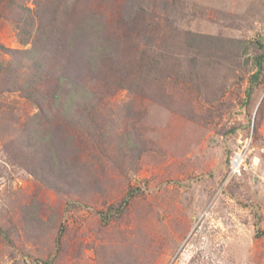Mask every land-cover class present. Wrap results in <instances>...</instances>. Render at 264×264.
Instances as JSON below:
<instances>
[{
    "label": "rangeland",
    "instance_id": "obj_1",
    "mask_svg": "<svg viewBox=\"0 0 264 264\" xmlns=\"http://www.w3.org/2000/svg\"><path fill=\"white\" fill-rule=\"evenodd\" d=\"M137 15L153 29L134 32ZM28 34L52 71L90 79L97 103L82 94L76 129L45 126L47 103L38 113L0 87V264H264V64L252 81L264 0H0L3 66L2 49L28 48ZM92 36L101 51L88 66L80 51ZM46 42L64 49L59 65ZM137 52L156 62L153 75ZM22 69L27 82L34 71ZM26 127L71 139L54 167L78 159L75 192L29 171L42 150L23 149Z\"/></svg>",
    "mask_w": 264,
    "mask_h": 264
},
{
    "label": "trees",
    "instance_id": "obj_2",
    "mask_svg": "<svg viewBox=\"0 0 264 264\" xmlns=\"http://www.w3.org/2000/svg\"><path fill=\"white\" fill-rule=\"evenodd\" d=\"M140 15L142 16L143 14ZM138 16L139 15L134 18V32L138 33L137 31L143 30L144 27L148 28L149 30L153 29V25H151L150 23L147 26H143L144 18H140L138 20ZM29 37L30 34H28L27 36V42L26 40L22 39L19 40L20 45L28 46V48L26 49H2L5 53H8L11 61L8 62V65L6 66H3L0 63V87H3L8 93H18L22 98L30 101L37 109L38 113L42 112L40 105H42L43 103H47L48 106H50L56 112L52 115L50 114L49 117L44 120L45 126L51 122L54 127L59 124L62 127L70 126L76 129L78 126V99H82V94H84L83 100H85V102H82L84 103V106L87 104V101L90 102L94 107L97 103L94 99L95 91L91 94V92L88 90V88H90L88 85V83L90 84V79L87 78L85 83L83 80L79 83L75 78L67 73L65 69H63V71H60L59 73L58 70L52 71L50 64L51 61L46 59V47L39 46L35 42H32L30 47L28 42L30 39ZM93 38L94 37L92 36L91 40H85L82 44V51H80V53L84 54L88 66L97 62V59L95 58L100 55L99 51H101V46H99L100 43L93 42ZM144 38L147 37L144 36ZM86 42L88 43L85 46ZM256 45L259 49L263 50V53L254 57L256 74H253V82H255L259 78V74H261V72L263 71L264 64V46H262L259 42H257ZM46 46L49 47V51L54 55L55 64L59 65L61 60L63 59L64 49L60 44L52 46L51 44L46 42ZM88 47L90 49L87 50ZM87 52L93 54L92 59L88 57ZM138 56L139 57H137L138 59L136 60L137 62L134 64L137 66L139 63L142 68L146 66L145 70H147L148 74L153 75L157 69L156 62H153L150 59V63H148L144 58L146 56L143 52L138 53ZM16 57L21 60L20 65L18 64V62H15ZM25 64L28 65L29 69L32 72L34 71L27 82L20 81V78L25 75L24 69H22ZM75 65L78 64L75 63ZM127 69L134 71L131 65H128ZM90 71L93 72L94 70L90 69ZM98 76H100L101 88L108 89L106 77H104L103 75ZM247 94L249 95V91ZM40 128L41 127H36L35 129ZM23 133V140L25 141L30 139V141L32 142L31 145L24 146V150H27L29 148H31V152L35 149L42 150V157L40 159L36 160V157H29L32 159L30 160V163H32L28 167L29 171L32 172L36 169L41 168L42 173L38 178L44 185H46L53 191L60 192L61 189H66L65 186L68 187V189H66L68 190V192L76 190L79 180H75L72 169L77 168L76 163L78 162V159L67 161L66 163H64L63 161L59 166H57L58 168L54 167L55 161L59 162V160L64 158L71 139L64 137L61 141H58V139H55L53 135L52 137L49 136L47 138L44 136L42 139H39L33 131L31 132L29 130V127L24 128ZM93 138L94 141H96L97 138H101V135L94 134L92 139ZM119 144L125 145L124 142H120ZM17 145L20 144L17 143L16 146ZM16 146L14 148L16 154L24 155L30 152H18Z\"/></svg>",
    "mask_w": 264,
    "mask_h": 264
},
{
    "label": "built area",
    "instance_id": "obj_3",
    "mask_svg": "<svg viewBox=\"0 0 264 264\" xmlns=\"http://www.w3.org/2000/svg\"><path fill=\"white\" fill-rule=\"evenodd\" d=\"M249 148V141L247 139H243L239 141L238 147L235 151H232L229 160H228V168L229 171L234 174H239L241 167L244 164L246 159V151ZM230 174V173H229Z\"/></svg>",
    "mask_w": 264,
    "mask_h": 264
}]
</instances>
